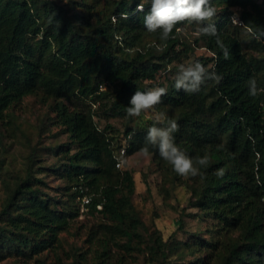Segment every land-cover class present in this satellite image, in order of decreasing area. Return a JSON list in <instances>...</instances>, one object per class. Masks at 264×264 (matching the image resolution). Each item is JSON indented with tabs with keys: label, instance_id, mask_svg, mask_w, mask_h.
Masks as SVG:
<instances>
[{
	"label": "trees",
	"instance_id": "1",
	"mask_svg": "<svg viewBox=\"0 0 264 264\" xmlns=\"http://www.w3.org/2000/svg\"><path fill=\"white\" fill-rule=\"evenodd\" d=\"M211 2L218 14L205 23H216L230 49L228 59L215 37L195 35L190 40L175 29V38L157 50L159 32L148 33L143 24L151 0H111L95 17L90 11L71 14L56 0H0V128L12 105L35 94L53 101L51 120L69 137L54 148L59 161L49 169L67 180L69 201L60 207L62 201L46 191L47 169L31 152L24 173L7 185L0 208V261L60 248V233L81 214V197L88 194L93 201L85 213L105 219L94 234L102 246L95 256L105 262L112 247H120L126 254L144 253L151 263L164 264L181 245L196 244L216 264H264V92L252 97L247 85L255 78L264 89V40L252 39L231 23L237 14L244 24L264 25V0ZM82 3L90 8L86 0ZM139 4L143 11H137ZM197 48L210 52L198 60L221 75V82L207 81L198 93L188 94L175 89L174 77L160 84L167 94L156 108L177 120L174 140L182 151L193 159L206 153L210 157L201 175L191 177V206L214 216L226 232L238 234L227 240L197 237L189 244L165 240L159 229L147 230L133 203L134 174L125 164H116L122 148L126 156L142 152L153 124L129 125L131 96L153 87L170 64ZM115 118L129 122L122 133L110 122ZM148 148L155 161L166 162L158 148ZM219 169L222 176L216 174Z\"/></svg>",
	"mask_w": 264,
	"mask_h": 264
},
{
	"label": "rangeland",
	"instance_id": "2",
	"mask_svg": "<svg viewBox=\"0 0 264 264\" xmlns=\"http://www.w3.org/2000/svg\"><path fill=\"white\" fill-rule=\"evenodd\" d=\"M71 11V14L86 15L88 11L95 15L105 9L111 0H100L84 6V0H56ZM93 5V6H92ZM200 25L186 23L183 35L192 40ZM205 49L197 48L189 57L169 65V71L163 73L159 82L153 87H161L169 79L176 76L181 64L188 65L203 55H209ZM200 62V61H199ZM52 100L43 101L40 95H28L21 101L12 105L4 118L0 128V208L7 195V185L12 179L24 173V168L31 152H35L39 165L47 169L43 174L48 186V193L54 195L62 204L69 201V191L66 179L59 178L49 171L59 161L54 148L69 141L68 134L61 132V127L52 122L55 115L52 111ZM150 113H142L128 122L126 119H111L110 122L122 133L129 123L133 128H141L150 124ZM125 168L131 170L135 179V192L133 203L138 210L147 230L152 232L159 229L165 240H187L189 244L204 240H227L236 236L238 231H225L222 223L214 216L203 213L199 208L191 206L192 186L194 180L178 175L168 162L158 163L152 154L145 155L136 152L126 157ZM86 210L73 219L70 225L60 233L61 247H51L30 258L18 255H9L0 261V264H156L151 263L147 254L133 252L126 254L120 247H112L113 252L109 258L101 260L95 255V250H102L100 241L94 236L98 226L105 219L100 215H89ZM183 220L180 224V220ZM198 237V238H197ZM199 238V239H200ZM196 244L191 248L181 245V249L170 253L168 261L164 264H183L198 261L200 264H216L214 257L207 249L197 250ZM102 261V262H101Z\"/></svg>",
	"mask_w": 264,
	"mask_h": 264
},
{
	"label": "clouds",
	"instance_id": "3",
	"mask_svg": "<svg viewBox=\"0 0 264 264\" xmlns=\"http://www.w3.org/2000/svg\"><path fill=\"white\" fill-rule=\"evenodd\" d=\"M144 6L139 4L137 11H143ZM217 7L211 0H151L150 10L145 14L143 24L148 33L159 32V41L157 50H162L167 46L169 39L175 38L173 30L181 33L184 29L177 25L196 23L200 27L196 31L198 36H211L216 38V43L221 49L225 59L231 55L230 49L222 42L219 30L214 21L217 16ZM127 19V14H122ZM231 23L242 26L246 33L256 41L264 40V25L244 24L239 21L238 15L231 17ZM222 76L214 69L210 70L199 61L191 64H181L174 78V87L177 91H184L188 94H195L201 90V87L207 82L212 81L219 84ZM248 94L255 97L264 89L258 88L255 78H250L247 82ZM167 94L164 87H150L144 91L136 90L129 100V106L126 109L127 116L139 117L142 113H150L148 119L153 121L148 128L145 137L146 145L141 151L147 155L148 145L158 148L160 157L168 162L173 170L183 177H196L201 175V168H206L210 157L206 153L202 157L193 159L182 151L174 140V133L179 131V124L176 119L169 118L166 112L157 110L156 106L161 103V99ZM218 176L223 175V169L217 170Z\"/></svg>",
	"mask_w": 264,
	"mask_h": 264
},
{
	"label": "built area",
	"instance_id": "4",
	"mask_svg": "<svg viewBox=\"0 0 264 264\" xmlns=\"http://www.w3.org/2000/svg\"><path fill=\"white\" fill-rule=\"evenodd\" d=\"M241 22V21H240ZM126 148H122L120 150V153L117 157V167H122L124 166V164L126 163ZM92 197L88 194H85L81 197V207H82V211H87L89 206L92 204ZM99 208H101V205H98Z\"/></svg>",
	"mask_w": 264,
	"mask_h": 264
}]
</instances>
